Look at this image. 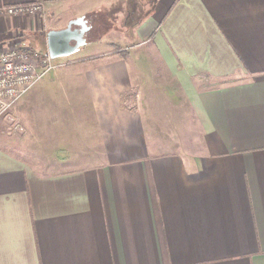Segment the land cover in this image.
<instances>
[{
	"label": "crops",
	"instance_id": "1",
	"mask_svg": "<svg viewBox=\"0 0 264 264\" xmlns=\"http://www.w3.org/2000/svg\"><path fill=\"white\" fill-rule=\"evenodd\" d=\"M35 1L0 17V52L88 29L13 104L40 154L0 135V264H264V0L0 7ZM100 15L122 37L92 51Z\"/></svg>",
	"mask_w": 264,
	"mask_h": 264
},
{
	"label": "built area",
	"instance_id": "2",
	"mask_svg": "<svg viewBox=\"0 0 264 264\" xmlns=\"http://www.w3.org/2000/svg\"><path fill=\"white\" fill-rule=\"evenodd\" d=\"M43 9L41 2L10 4L0 7V17L32 16ZM52 67L48 55L28 47H13L0 52V114L26 94Z\"/></svg>",
	"mask_w": 264,
	"mask_h": 264
},
{
	"label": "rangeland",
	"instance_id": "3",
	"mask_svg": "<svg viewBox=\"0 0 264 264\" xmlns=\"http://www.w3.org/2000/svg\"><path fill=\"white\" fill-rule=\"evenodd\" d=\"M87 21L93 23L92 31L88 32L87 37L96 40L98 43L95 47H92V51H100L107 48L109 43H114L116 38H121V28H117V23L115 19L107 21V19L100 15L99 17L91 18L88 17ZM138 19H129L126 21V28L133 29L134 25L138 22ZM51 59V58H50ZM60 58H53L51 61H57ZM35 85V84H34ZM31 89V88H30ZM25 96V94L23 95ZM13 102V104L18 103L22 98ZM13 104H11L2 114H0V135L3 137L10 136L14 137V140L19 141L20 144L24 146L21 149L20 155L23 157H30V155L40 154V114L35 118H31V113L28 112L27 116L31 120L29 122L23 123L20 119L18 113L13 111ZM36 118H38L37 121ZM40 157V155H38Z\"/></svg>",
	"mask_w": 264,
	"mask_h": 264
},
{
	"label": "water",
	"instance_id": "4",
	"mask_svg": "<svg viewBox=\"0 0 264 264\" xmlns=\"http://www.w3.org/2000/svg\"><path fill=\"white\" fill-rule=\"evenodd\" d=\"M75 27V28H73ZM88 28L82 18L68 22L61 30H51L47 34L48 56L53 59L68 55L84 45V32Z\"/></svg>",
	"mask_w": 264,
	"mask_h": 264
},
{
	"label": "trees",
	"instance_id": "5",
	"mask_svg": "<svg viewBox=\"0 0 264 264\" xmlns=\"http://www.w3.org/2000/svg\"><path fill=\"white\" fill-rule=\"evenodd\" d=\"M116 52H117V53H123L124 51H123V50H117V49H116Z\"/></svg>",
	"mask_w": 264,
	"mask_h": 264
}]
</instances>
